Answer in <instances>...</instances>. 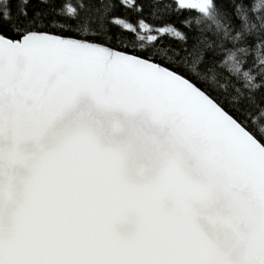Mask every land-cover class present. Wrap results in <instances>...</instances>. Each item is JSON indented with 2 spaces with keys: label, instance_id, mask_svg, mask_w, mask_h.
I'll return each instance as SVG.
<instances>
[{
  "label": "snow or ice",
  "instance_id": "snow-or-ice-1",
  "mask_svg": "<svg viewBox=\"0 0 264 264\" xmlns=\"http://www.w3.org/2000/svg\"><path fill=\"white\" fill-rule=\"evenodd\" d=\"M0 264H264V0H0Z\"/></svg>",
  "mask_w": 264,
  "mask_h": 264
}]
</instances>
